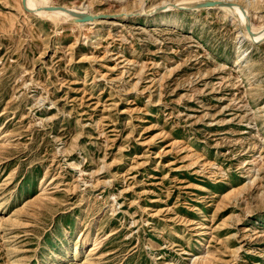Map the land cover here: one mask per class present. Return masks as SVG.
<instances>
[{
    "label": "rangeland",
    "instance_id": "1",
    "mask_svg": "<svg viewBox=\"0 0 264 264\" xmlns=\"http://www.w3.org/2000/svg\"><path fill=\"white\" fill-rule=\"evenodd\" d=\"M31 1L105 15L0 0V264H264V39L192 0Z\"/></svg>",
    "mask_w": 264,
    "mask_h": 264
},
{
    "label": "bare ground",
    "instance_id": "2",
    "mask_svg": "<svg viewBox=\"0 0 264 264\" xmlns=\"http://www.w3.org/2000/svg\"><path fill=\"white\" fill-rule=\"evenodd\" d=\"M140 1V0H139ZM194 1H199V0H192L190 2H194ZM234 2V1H233ZM24 3L25 5L29 8V9H34L37 11L36 15H40V16H45V17H55V18H60V19H67V20H70V21H73V22H76V23H83V22H91V20H87V21H78L75 19V16H74V12H77L79 11L78 9L72 7H67V8H70L71 10H74V12H69V11H62V10H59V9H51V10H48V9H45L43 7H40V8H37V6H35L31 0H24ZM237 3V2H236ZM142 4H143V0H141V4L139 2V5H141V7H139V9L142 11L143 7H142ZM178 4V3H177ZM189 4V3H188ZM179 5V4H178ZM238 4H234L233 6H227V5H221V4H216V5H211V6H204L205 8H208V7H215V8H218V9H221L223 11H229L231 14L235 15L237 17V21L239 24L243 23L245 24L246 22L249 23V21H246L245 20V17H244V14L241 13L239 7L237 6ZM18 9L19 10H22L24 11L25 14H28L27 11H31V10H25L23 9L22 5H21V2L18 3ZM66 7V6H65ZM178 7V6H177ZM196 8V7H195ZM245 14L246 13V10L243 8ZM85 12V11H84ZM126 13V12H125ZM98 14V13H97ZM122 17V16H121ZM124 17V16H123ZM236 19V18H235ZM96 21V20H94ZM93 21V22H94ZM249 27L251 29V31L253 32L252 34H249L244 28L240 31V33L242 34V36H244L245 38H247L250 42H258L260 41L261 39V36H263L264 34V26L260 29H255L251 22L249 23ZM241 41V40H240ZM240 46V45H239ZM239 46H238V49H239ZM247 50V49H246ZM246 50L245 51H242L238 54L237 56V61H241L243 58H244V54L246 53ZM262 163L254 166V169L255 170H258L260 167H261ZM263 166V165H262ZM94 243V242H93ZM76 249V244L74 245V249L72 250H75ZM95 249V248H94ZM203 259V258H202ZM204 260V259H203ZM203 262V261H202Z\"/></svg>",
    "mask_w": 264,
    "mask_h": 264
},
{
    "label": "water",
    "instance_id": "3",
    "mask_svg": "<svg viewBox=\"0 0 264 264\" xmlns=\"http://www.w3.org/2000/svg\"><path fill=\"white\" fill-rule=\"evenodd\" d=\"M21 2V5L23 7V9L25 10H32V9H29L25 3H24V0H20ZM216 4H223V5H227V6H233L234 4H236L235 2L231 1V0H199V1H194V2H190L188 4L189 7H204V6H211V5H216ZM174 5V4H173ZM174 6H179V5H174ZM241 11V13L244 14V17H245V20L248 21V17H247V14H245L243 8L241 7V5H237ZM164 6L161 5L160 8H163ZM43 8L45 9H48V10H51V9H59V10H62V11H69V12H74V10H71L70 8H67L63 5H48V6H44ZM100 15H105V14H91V13H88V12H84V11H77V12H74V16H75V19L78 20V21H87V20H91L93 18H97V17H100ZM244 28L245 30L249 33V34H252L253 32L251 31L250 27H249V23L246 22L244 24ZM261 40L264 39V34L263 36H261L260 38Z\"/></svg>",
    "mask_w": 264,
    "mask_h": 264
}]
</instances>
